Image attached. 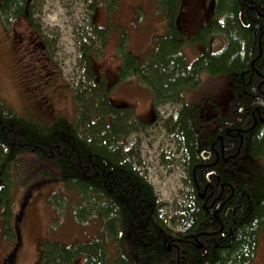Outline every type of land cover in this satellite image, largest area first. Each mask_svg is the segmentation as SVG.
Returning <instances> with one entry per match:
<instances>
[{
    "label": "trees",
    "instance_id": "trees-1",
    "mask_svg": "<svg viewBox=\"0 0 264 264\" xmlns=\"http://www.w3.org/2000/svg\"><path fill=\"white\" fill-rule=\"evenodd\" d=\"M8 1L10 11L22 2ZM216 3L210 26L194 40L180 41L174 25L180 0H158L169 20L167 33L160 36L155 49L147 51L142 64L122 48L118 74L111 80L105 79V70L96 72L93 34L101 37L106 28L95 25L87 34L81 31L78 61L84 88L74 89L79 106L75 119L64 115L48 122L27 118L0 100V215H5L6 230L11 233L10 173H15L19 186L25 185L35 175L31 163H45L44 174L76 190L81 198L76 218L100 220L101 227L85 242L44 239L36 264H254L250 257L264 226V0ZM0 17L3 24L10 18L2 8ZM218 35L223 36L224 46L215 51L212 41ZM197 43L204 49L189 64L183 45ZM202 70L230 78L225 112L216 106L207 113L211 110L185 98V92L198 85ZM129 76L150 89L154 107L179 106L163 125L179 136L192 191L178 208L184 227L181 236L166 231L168 223L160 212L163 203L141 171V160L125 147L127 136L142 125L139 118L110 104L106 94L115 80ZM215 141L225 157L235 156L228 173L222 172L226 166L221 155L218 159L214 155L211 143ZM206 176L220 194L214 204L209 200L204 205L197 193L196 187L206 184ZM13 217L19 220L18 215ZM174 237L181 242L169 248L167 242ZM13 251L3 264H12Z\"/></svg>",
    "mask_w": 264,
    "mask_h": 264
},
{
    "label": "rangeland",
    "instance_id": "rangeland-1",
    "mask_svg": "<svg viewBox=\"0 0 264 264\" xmlns=\"http://www.w3.org/2000/svg\"><path fill=\"white\" fill-rule=\"evenodd\" d=\"M93 1L50 0L42 5L41 39L46 47L39 44L30 33L29 25L21 19L16 20L14 28L18 33L24 32L23 39L15 30L14 35L10 20L5 21L6 36L0 17L1 101L31 119L48 122L60 115L75 119L79 106L73 96L74 89L79 85V89L84 88L83 68L78 61L81 31L87 34L97 24L106 28L101 37L94 33L93 40L98 51V70H105L110 75L120 65L121 50L132 52L142 64L147 51L155 49L160 36L167 33L169 26L158 0H95L99 12L97 23L91 21L94 9L89 3ZM139 16L142 20L138 19ZM133 20L135 23L132 24ZM26 37L33 44L28 43ZM212 43L213 50L222 49L223 36H216ZM198 51L197 46L190 44L182 48L189 64L196 59ZM198 79V85L187 90L185 98L210 109L207 113L215 111L216 106L225 112L229 105L230 78L210 76L202 70ZM106 94L114 101L129 104L126 111L133 118L147 117L152 93L139 79L129 76L115 80ZM178 108L172 103L155 107L161 118L150 121L143 128L140 124L139 130L129 134L125 141V147L133 150L141 160V168L151 181L158 201L163 203L160 212L169 225H174L169 218L179 214L178 208L187 201L191 190L183 167L179 136L173 131L168 132L163 125V120L174 116ZM30 165L35 175L25 185L19 186L15 173H10L12 199L8 227L11 233L6 230L5 215H0V264L13 249L12 264H36L40 256L39 245L44 239L63 244L85 242L101 227L97 217L92 216L89 222H83L74 216L81 200L76 190L68 189L59 178L44 174L45 163ZM23 202L26 209L21 220H17L13 215L21 213ZM1 208L5 213L6 208ZM253 261L264 264L261 242L257 245Z\"/></svg>",
    "mask_w": 264,
    "mask_h": 264
},
{
    "label": "flooded vegetation",
    "instance_id": "flooded-vegetation-1",
    "mask_svg": "<svg viewBox=\"0 0 264 264\" xmlns=\"http://www.w3.org/2000/svg\"><path fill=\"white\" fill-rule=\"evenodd\" d=\"M53 1H55V0H51V2H53ZM181 1H180V5L178 7V10H177V16L176 17L179 16V21L176 25V28L179 31V34L181 36L180 41L181 40L182 41H190V40L192 41L195 39L196 36H198L197 34L199 33V31H201V29H203L205 26H210V22L212 21L214 15L216 14L215 10H216V4L217 3H216V0H214L215 3H214L213 11L208 12L210 0H184L182 2L183 6H181L182 5ZM8 2H9L8 0H0V9L2 8L4 11L7 12V14H9V16H10L9 20L12 21L10 24L13 26V32L15 30V28H14L15 23H17V21H19V19H21L22 21H24L25 23H27L29 25L30 33L32 32L31 34H34V38H37L39 44L42 45L43 47H46V45L44 44V42L41 39V35L43 32L41 30L42 26H41V22H40L42 20L41 6L47 2H50V0H22V2L19 3V6L14 7L11 11L6 10L9 6L12 5L11 3H8ZM83 2H85V1H83ZM91 3H89V6ZM98 14H99L98 9L95 6L93 14L91 15V21L92 20L94 22L98 21L99 20ZM175 19H177V18H175ZM3 26L4 27H2V30L4 31L5 35L7 36L8 33L6 31L5 24H3ZM17 31L15 30L17 35L22 37L24 32L20 31L18 33ZM15 32H14V35L16 34ZM21 39H23V37ZM27 41H28V43L33 44L29 39ZM35 42H36V44H38V42L36 40H35ZM184 45H188V44H184ZM196 46L199 48L198 53L203 51L204 46L202 45V43H200V44L197 43ZM198 53H197V55H198ZM196 58H197V56H196ZM118 67H119V65H118ZM118 67H117L116 71L115 72L113 71V73L111 75L107 71L103 70L104 71L103 75L105 76V79L110 78V80H111V78H115L118 74V72H117ZM97 71H98V67L96 66V72ZM98 73L100 74L101 72H98ZM117 102L118 101L115 100L112 105L116 106L115 104ZM127 107H130V105H128ZM154 112H155V107H154L153 103L151 102V106L147 111V117H143V118L138 117L142 126L146 127L150 121H156V119L159 120L161 118L160 114H156V112L155 113ZM238 119L240 120V117ZM221 140H222V138H221ZM215 143H216V141L211 143L214 155H215L216 159H218L219 155H221V158L223 161L222 166H226V168H224L222 170V172L228 173L227 168L230 165L229 163H231L235 159V156L225 157V155H223L224 154L223 149L221 150V152H219L215 146L216 145ZM221 146H222V144H221ZM208 157H209V155H207L205 158H203V161L205 162L206 160H208ZM261 160L263 161V159H261ZM140 169H141V171L143 170L142 168H140ZM205 178L207 180L206 184L203 187H199V186L196 187L198 196L200 197L201 200L204 199V202H203L204 205H206L209 200L211 201L212 204H214L215 202L218 201L220 194H218V190H216V188H214L213 184L209 182L210 177L206 176ZM191 192L192 191L188 192L189 195L191 194ZM222 192H223V190H221L220 193H222ZM24 205H25V203L22 204L23 208H22V212L20 215L21 218L23 216L24 209H26V207H24ZM214 216H215V214H214ZM172 219H174V222H171ZM163 221L166 223L165 217H164ZM169 222L173 223L174 225L167 224L168 226L166 228V231H168V232L170 231L174 235L181 236L180 233L184 232V227L182 226V224L179 223V214L176 215L175 217L169 218ZM231 228H232V226L230 227V229ZM261 228L262 229H260V231L258 233L257 243L255 245V249L253 251V254H251V257H250L252 263H254L253 258L256 255V248L260 242L262 243V249L264 250V226H262ZM164 237L166 238V236H164ZM177 241L181 242V238H179V237L171 238L167 242L168 247L169 248L177 247V244H176ZM14 256H15V252L13 251V259H14ZM181 262H183V261H181Z\"/></svg>",
    "mask_w": 264,
    "mask_h": 264
},
{
    "label": "water",
    "instance_id": "water-1",
    "mask_svg": "<svg viewBox=\"0 0 264 264\" xmlns=\"http://www.w3.org/2000/svg\"><path fill=\"white\" fill-rule=\"evenodd\" d=\"M184 0H182L181 1V3L183 2ZM214 0H210V5H209V10H208V12H212L213 11V7H214ZM181 6H183V3H182V5ZM178 21H179V16L177 17V20H176V25H177V23H178ZM109 102H110V104H113V101L112 100H109ZM117 107H126V105L127 104H124V103H122V104H115Z\"/></svg>",
    "mask_w": 264,
    "mask_h": 264
},
{
    "label": "crops",
    "instance_id": "crops-1",
    "mask_svg": "<svg viewBox=\"0 0 264 264\" xmlns=\"http://www.w3.org/2000/svg\"><path fill=\"white\" fill-rule=\"evenodd\" d=\"M95 228H97V226H95ZM94 232H96V231H94Z\"/></svg>",
    "mask_w": 264,
    "mask_h": 264
}]
</instances>
